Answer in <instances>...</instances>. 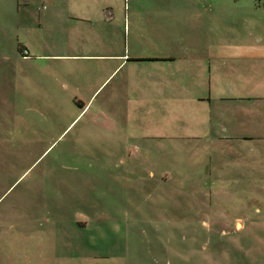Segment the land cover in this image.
<instances>
[{
    "label": "rangeland",
    "instance_id": "1",
    "mask_svg": "<svg viewBox=\"0 0 264 264\" xmlns=\"http://www.w3.org/2000/svg\"><path fill=\"white\" fill-rule=\"evenodd\" d=\"M15 4L0 0V56L47 31ZM16 70L0 61V264H264V142L257 187L223 190L225 158L157 139L172 128L153 110L130 111L120 94L64 132L77 105L14 89Z\"/></svg>",
    "mask_w": 264,
    "mask_h": 264
},
{
    "label": "crops",
    "instance_id": "2",
    "mask_svg": "<svg viewBox=\"0 0 264 264\" xmlns=\"http://www.w3.org/2000/svg\"><path fill=\"white\" fill-rule=\"evenodd\" d=\"M119 1L16 0L20 12L38 13L37 26L47 31L17 36L16 51L0 56L18 68L14 89L44 91L41 99L52 105H77L64 132L92 109L103 116L121 94L124 108L142 107V115L153 110L172 128L157 139L188 142L195 158L199 148L217 150L225 158L223 190L257 187L264 142L262 0H126L123 7ZM169 45L176 51L167 53ZM250 217L242 218L260 216Z\"/></svg>",
    "mask_w": 264,
    "mask_h": 264
}]
</instances>
